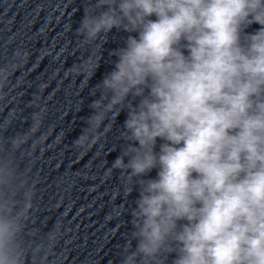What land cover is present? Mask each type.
Wrapping results in <instances>:
<instances>
[{
    "label": "clouds",
    "instance_id": "9594fccd",
    "mask_svg": "<svg viewBox=\"0 0 264 264\" xmlns=\"http://www.w3.org/2000/svg\"><path fill=\"white\" fill-rule=\"evenodd\" d=\"M113 30L122 46L72 145L87 154L118 133L110 171L124 197L136 193L113 209L131 225L118 264H264V0H86L78 77L96 76ZM25 59L16 49L0 64V103ZM34 104L28 133L0 137V264L29 255L36 190L13 153L43 127L47 108ZM62 236L50 231L32 255Z\"/></svg>",
    "mask_w": 264,
    "mask_h": 264
}]
</instances>
